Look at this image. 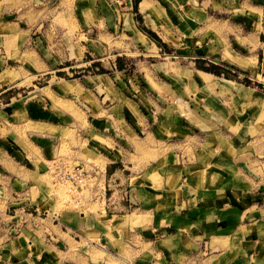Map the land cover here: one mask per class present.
Here are the masks:
<instances>
[{
  "label": "crops",
  "instance_id": "crops-1",
  "mask_svg": "<svg viewBox=\"0 0 264 264\" xmlns=\"http://www.w3.org/2000/svg\"><path fill=\"white\" fill-rule=\"evenodd\" d=\"M173 2L122 0V7L104 6L106 13L98 12L95 3L77 8V35L94 29L98 37H113L116 29L118 35L140 34L136 14L149 29L150 21L188 27L190 52L174 55L173 61L146 64L128 80L120 71L121 84L113 88L116 95L107 97L106 106L92 98L88 104L94 111L89 114L69 100L72 109L89 116L91 149L106 161L104 182L112 193L104 214L71 216L48 223L42 231L34 226L32 211L41 199L34 194L40 174L34 157L53 161L55 145L47 132L75 119L42 97L15 99L0 108V264H80L82 255L73 252L75 243L85 242L88 249L109 255L112 237L124 244L138 237L147 244L154 232L162 233L149 241L161 264H264V177L251 166L256 92L198 67L204 61L263 75L264 0H189L185 10ZM30 3L20 11L5 9L11 14L0 18V94L22 81L28 66L45 72L54 60L49 51L45 60L25 47L27 37L43 26L37 18L43 6L36 9L35 0ZM181 12H187L184 22ZM48 32L49 27L40 36ZM59 36L58 41L63 35ZM5 38L15 40L8 49ZM35 41L40 44L39 36ZM22 56L25 59L19 60ZM248 104L250 116L244 110ZM24 125L43 132L25 129V138L18 137L20 146L12 129ZM132 137L139 145L131 142ZM136 149L157 155L132 174L129 170L136 164L129 159ZM116 152L122 153L121 159L114 158ZM121 162L123 167L116 166Z\"/></svg>",
  "mask_w": 264,
  "mask_h": 264
},
{
  "label": "rangeland",
  "instance_id": "rangeland-1",
  "mask_svg": "<svg viewBox=\"0 0 264 264\" xmlns=\"http://www.w3.org/2000/svg\"><path fill=\"white\" fill-rule=\"evenodd\" d=\"M30 1L33 3V0H0V18L6 20L4 15L11 14L5 12V9L18 8V11H20L22 6L30 5ZM170 1L172 2V0ZM173 1L174 5L179 4L182 6L180 10L189 8V0ZM134 2L137 3L138 0H134ZM85 3H95L98 12L99 9H104V11L102 10L104 13H106L105 7H108V5L123 6L122 0H35L33 5L36 9L43 6L42 13L37 17L42 19L43 26L27 37L25 47L32 48V50H29L32 55H36L34 52L36 50L40 55L39 57L45 58V60L49 58V55H47L49 51L54 60L51 61L48 70H45V72H38L37 66L35 69L28 66L24 71L22 81L17 85L8 87L0 94V108L7 103H14L15 99L21 101L24 100V97H42L47 104L70 112L75 119L71 120V123L66 121L68 123L67 127L56 128L49 132L45 131L52 136L54 141L55 158L53 161L49 162L40 157H34V166L41 174L35 179L34 183V194L39 193L41 199L37 206H34L35 211H32L35 217L33 224L39 231H42L48 223L64 222V219L71 216L79 217L80 215L97 214L99 212L104 214L107 199L112 193V189L104 182L107 176L106 161L91 149L92 140L88 139L91 133L88 130L89 116L87 117L81 109H75L76 111L72 109L70 101L76 103L80 108L83 107V110H87L86 112L90 114L94 111L89 108L92 98L93 101L101 100L102 104L106 106L107 97L116 95V90L114 91L113 88H117L121 84L122 80H119L122 79V73L120 71L124 70L125 79L128 80L139 70L143 71L146 64L163 60L173 61L175 59L174 55L186 54L188 50L190 52L186 24L174 26L170 24L162 25L159 21H150L149 29L142 23L138 14L134 16L136 27L139 29L140 34L147 37L148 40L140 34L118 35L116 27V35L113 37L102 34L98 37V31L94 28L93 31L88 30L87 34L96 40L86 37V30H83L85 35L81 34L82 31L78 32L77 35L75 24V18L79 15L77 8ZM186 13L181 14L182 22L187 19ZM157 15L164 17L162 13ZM196 17L198 18L199 15H196ZM7 19L11 20V18ZM107 20L110 27L113 28L114 21L110 17ZM48 27L49 34L44 33L43 37L40 36V31ZM103 27L101 22L99 32H102L100 30H103ZM107 27L109 31L112 30L109 26ZM147 32H153L158 40L152 38ZM193 32L194 30H190L189 34H193ZM59 34L63 36L58 41ZM38 36L41 41L38 42L40 44L36 45L35 38ZM14 41L5 38L4 45L8 49ZM57 42H60L61 45H57ZM35 45L36 47H34ZM23 55L26 56L25 53ZM25 56H22L19 60L25 59ZM212 64L214 63L200 61L198 67L214 70ZM214 65L219 67L220 70H217L221 71V78L227 77L236 80L251 87L256 92V96L252 94L253 99L257 100L253 111L256 120L252 129L256 151L251 153L254 156L251 166L254 168L253 172L264 177V71L263 75H257L256 70L243 72L233 66ZM98 75H103L106 80L100 81V77L96 78ZM65 81H69V85H65ZM252 92L250 91V93ZM247 106L249 104L245 108ZM250 108L249 106L244 109L248 111V116L251 115ZM103 113L102 115H104ZM115 116L117 115L115 114ZM115 124L118 126L117 119ZM25 129L43 132V130L29 125L14 127L12 129L13 134H15L14 141L20 146H23V143L19 138H25ZM83 132L84 134H82ZM131 142L134 145H139L138 140L133 137ZM35 153L37 154L36 150ZM150 153L153 152L139 149L132 152L129 160L136 165L129 171L136 174L140 170V163L147 165L146 160L153 159L157 155L156 151H154V157ZM114 158L116 160L121 159L122 153L116 152ZM75 165L82 166L86 171L84 181L78 185H72L69 181L60 178V173L71 170ZM123 165L122 162L120 165L116 164L120 167H123ZM129 171L127 167L124 170L125 173ZM154 234L153 237L146 239L147 244L140 243L138 237L134 242L124 244L111 236L112 249L109 250V255L106 251L100 249H88L85 242L82 245L81 243H75L73 252L75 249V253L78 251L82 255V257L80 256V264H161L160 259L155 258V248L150 247L149 241L156 240L162 233L154 232ZM75 238L78 239V237ZM79 248L81 250H78ZM157 256H160V252L157 253Z\"/></svg>",
  "mask_w": 264,
  "mask_h": 264
},
{
  "label": "built area",
  "instance_id": "built-area-1",
  "mask_svg": "<svg viewBox=\"0 0 264 264\" xmlns=\"http://www.w3.org/2000/svg\"><path fill=\"white\" fill-rule=\"evenodd\" d=\"M86 171L80 165H75L71 170L60 173V178L69 181L72 185H78L84 181Z\"/></svg>",
  "mask_w": 264,
  "mask_h": 264
},
{
  "label": "trees",
  "instance_id": "trees-1",
  "mask_svg": "<svg viewBox=\"0 0 264 264\" xmlns=\"http://www.w3.org/2000/svg\"><path fill=\"white\" fill-rule=\"evenodd\" d=\"M147 33H148L152 38L158 40V39L156 38V36L153 34V32H147ZM211 66H212V68H213L214 70H206V69H204V68H202V69L205 70V71H208V72L214 73L215 75H218V76L222 75V73H220L221 71H219L220 69H219V67H217V65L212 64ZM217 69H219V70H217ZM225 77H226V76H225ZM226 78H227V77H226Z\"/></svg>",
  "mask_w": 264,
  "mask_h": 264
}]
</instances>
